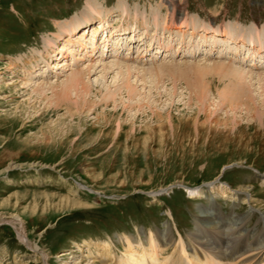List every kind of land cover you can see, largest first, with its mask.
<instances>
[{"label": "rangeland", "instance_id": "1", "mask_svg": "<svg viewBox=\"0 0 264 264\" xmlns=\"http://www.w3.org/2000/svg\"><path fill=\"white\" fill-rule=\"evenodd\" d=\"M172 4L183 28L163 30ZM90 9L106 20L94 41L100 18L85 23ZM159 9L156 31L149 14ZM73 18L84 23L67 34ZM82 28L84 42H66ZM117 30L125 32L113 37L120 48L103 52ZM215 30L235 39L247 32L256 47L213 37ZM113 63L123 71L105 70ZM123 66L137 89L132 99L122 89ZM156 68L163 74L147 72ZM89 69L83 80L91 90L70 95L94 102L88 112L48 103L50 89L45 99L33 92ZM263 83L264 0H0V264H125L152 254L166 230L172 243L157 252L160 262L177 259L180 242L177 264L258 262L248 253L236 262L213 258L192 235L209 229L201 219L210 209L243 217L245 230L264 227ZM240 84H251L253 110L245 99L231 103L228 93ZM232 221L223 226L230 239L238 231ZM105 245L112 257L102 260Z\"/></svg>", "mask_w": 264, "mask_h": 264}, {"label": "bare ground", "instance_id": "2", "mask_svg": "<svg viewBox=\"0 0 264 264\" xmlns=\"http://www.w3.org/2000/svg\"><path fill=\"white\" fill-rule=\"evenodd\" d=\"M160 10L161 9H159L157 11L156 10L155 11L154 10H150V14H149L150 18H152L151 26H153V28L156 31H158L159 28H160V21L157 20L158 19L157 17L159 15L158 12H160ZM179 10H180L179 6H177L175 4L171 5V11H170V14H169V19H167L164 22L163 27H162L163 30L166 29V28L169 29V28H172V27H176V28H179V29L183 28L182 24H184V23H181V20L179 19V16H178L179 15ZM90 11L91 12L89 13V15L86 14L87 16H85L84 17L85 19H83V21L85 23L87 21H90L94 17L96 19H98L97 17H99V15L96 14L92 9H90ZM139 16L141 17V15H138L135 18L136 19L140 18ZM127 17H128L127 11L126 10H122L121 20L124 22V21H126ZM143 20L146 23L145 24L144 22H142L143 24H145V25H149L150 24L148 22V19H143ZM74 21H76L75 18H73L71 20L72 24L73 23H75V24L77 23L78 25L69 24L68 29L64 30L65 33H67V34L73 33L78 27L81 26L82 23H84V22H82L81 24H79V22H74ZM105 25H106L105 18H100L99 19V23L97 24V26H94V28H93L94 29L93 41L95 39L99 38L100 34L104 32ZM56 27L58 28V24H57ZM145 29H147V27ZM137 30H140L139 27H134L133 30L131 32H129L130 33V39H132L134 43H135V39L137 38L136 35L139 32ZM80 33H82V34L79 37ZM212 33H213V35H212L213 37H214V35L215 36L216 35H220L222 37H226V36L229 37L227 35L228 34L227 31H225V30H221V31H216L215 30V32H212ZM243 33H245V32H236L235 36H237L236 39H238V40H239V38L243 37V41H241V42H242V45H244V48L245 47H250V46L252 48L256 47L255 46V42H253L251 38H246V39L244 38V36L247 35L248 33L247 32L245 34H243ZM123 35H125V32L121 33L120 30H117L116 32H114V34H112L110 36H109V34H108V36L106 35L105 38H104V41H103L104 47H103L102 51L105 52L104 51L105 47H107V50H108V46H109V48H114V50L117 51L120 48V44H121V41H120L119 37H123ZM88 36L89 35L86 32V28L85 29L82 28V30H80L74 36L75 40H71L72 37H69L66 42L67 43L84 42L87 39ZM114 36H119V37L113 38ZM128 36H129V34H128ZM152 37H157V32H155ZM229 38L230 39H228L227 41L230 42V43H241V42H237V40L235 38H231V37H229ZM144 39L145 38H141L140 37L139 41L143 42ZM258 46L261 47V42H258ZM50 48H52L51 45H50ZM70 53L74 54L73 51H70ZM68 66H69V64H67V62H66L63 67H65V68L67 67L68 68ZM94 66H95V64H94ZM113 68L114 69L117 68L118 70L123 71L122 68L120 67V65H118V63H113V64L108 65L107 68H105V70H111ZM123 68H124V66H123ZM124 69H125V73H126L127 76L122 78V81H123L122 89H124V91L127 94V96L130 99H132V98H134L137 95V89L130 82V75H131L129 73V71H130L129 69L130 68L127 66ZM90 70L91 69L87 70L86 72L75 71V72H73L70 75V77L68 79H66L65 82H62V83H59V84H57V83H55L54 85H51V84H48V83L47 84L43 83V84H40V85L37 84V86L35 87L33 92L35 94H37L38 96H40V97L42 96V98L45 99L46 98V95H45L46 90L45 89L46 88L50 89L52 91L51 92L52 94L48 98V103L54 104V106H56L57 108H61L63 105H65V107H66L65 109H66L67 113L81 112L82 110L88 112V110L92 109L91 106H92V104L94 102L85 99L83 101H79V103H75L74 101H72V98L70 97V95H71L72 92H74L76 95H77V93H79L80 95L84 96V94L86 95L91 90V83H89V81L88 82H84V80H83L84 76L88 77V75L91 74ZM181 71H182L181 74L185 75L184 74L185 70L183 71V69H182ZM107 72H109V71H107ZM147 72L150 73V74H163V71L159 70V72H158L157 68L156 69H152V70L147 71ZM178 73H179V71H178ZM122 75H123V72H122ZM257 81H259V79ZM249 82L251 83V81H249ZM260 82H261V80L258 82L259 85H260ZM249 85H251V84H249ZM249 85H248V87H246L245 85H241V84H240V87L236 86L237 89H236L235 92H236L237 95L234 94L235 92L232 95L228 93V97L230 98V100L232 98L236 99L234 101L231 100V103L234 102L233 103L234 106L237 107L238 104L236 105V103H238L237 102V101H239L238 99H240V100H244L245 99L243 102L241 101L243 104H245V105H243V104L242 105L247 107L249 110H251V109L253 110L254 109L253 98L251 97V93H250V90H249V88H250ZM261 88H263V87H261ZM225 92H226V90H225ZM231 103H230L229 106H231ZM143 105H140L139 107L141 108ZM242 105H241V107H242ZM236 107H233V108L235 110H237ZM242 191H243V189H239V191H236V195L239 196V195H242L243 193H245V192H242ZM189 193H191V192H189ZM243 196H244V194H243ZM241 197H240V199H241ZM242 199L244 200V198H242ZM212 210L210 209V210L206 211L205 213L207 215H209V216H204V218L201 219L203 221V223L204 222L208 223L209 226H207V227L209 229L206 230V229H202L200 227H196V231H195L196 233L194 235H192L193 236L192 240L194 241V243L199 248L203 249V252L207 253L208 255L213 256V258H216V259H219V260H223V261L231 260L232 262H236V260L238 258L239 259L241 257L244 258L243 256L246 253L251 255V258H246V259L255 260L256 258H258L257 259L258 262H255L254 264H257V263H259V262L264 260V227H258L257 229H254L255 232L254 231L245 230L243 228L244 227L243 223H247V221H246V219H243V217L242 218L241 217L240 218H235V220L232 219V217H231L233 215H230L228 218H224V217L222 218V217H219L220 215H218V213H215V210L214 211H212ZM261 216H262V214H261ZM261 216H260V220L264 224V218H262ZM15 221L16 220H14L13 222L9 221V223L12 225V227L14 226L15 232H16L18 238L21 241L26 243V238H25V235H24L23 225H21L19 220H18L19 222H17V221L15 222ZM202 221H200V222H202ZM227 221H232V225L231 226L234 227V230L238 229L237 236L234 239H230L227 235L223 234V226L226 224ZM15 223H16V225H15ZM204 234H207L208 236L212 237V238H210L211 241L203 242L202 239L205 236ZM158 239H159V241H158L159 244H157V246H153V253L152 254H140L136 258H125L124 263L125 264H177V263H179V260L182 259L180 257V255H183V256L185 255V248H184L185 246H183V244L180 242L179 245L175 247L174 252H175V254L177 256H179L177 259H172L171 261L164 260V261L160 262L158 260L157 256H156L157 252L158 251H160V252L163 251L162 253H164V251L169 247V245H170V243H172V241H170V236L168 235L167 230L163 231V233H159L158 234ZM105 246H106L105 249L100 254V258H102V260H106V259L112 257L111 250H110L111 247H109L108 245H105ZM128 252H130V251H128ZM128 252H127V255L129 256L130 253H128ZM160 252H159V254H160ZM146 255H148V256L146 257Z\"/></svg>", "mask_w": 264, "mask_h": 264}]
</instances>
